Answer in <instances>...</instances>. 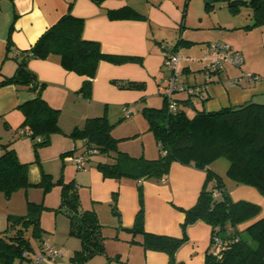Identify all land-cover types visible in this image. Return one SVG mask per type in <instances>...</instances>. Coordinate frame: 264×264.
I'll return each instance as SVG.
<instances>
[{
    "label": "crops",
    "instance_id": "obj_1",
    "mask_svg": "<svg viewBox=\"0 0 264 264\" xmlns=\"http://www.w3.org/2000/svg\"><path fill=\"white\" fill-rule=\"evenodd\" d=\"M220 3L222 9L211 10L206 8L204 0H104L100 5L91 0H0V80L15 71V51L28 49L67 11L84 19L83 38L98 41L103 53L140 58L123 63L100 60L92 78L62 67L58 55L31 59L28 67L43 83V98L51 107L59 109L61 129L50 134L47 142L36 149L28 135L18 133L23 120L18 105L34 98L36 91L14 84L0 87V144H8L20 162L28 163L27 177L31 185H39L46 175V190L51 191L52 197L60 200L62 183L72 182L80 207L93 210L102 225L104 253L88 258L85 264H104L108 259L111 264H169L166 252L144 247L141 235H134L127 228L133 226L142 208L145 231L181 237L184 220L181 209L195 204L204 183V170L176 161L171 163L163 180L138 182L104 177L96 167L97 160L103 157L92 155L81 168L71 159L80 155L86 144L84 139L72 138L69 133L74 127L82 126L87 118L102 114L113 124L111 133L118 139V149L133 156H158V144L148 129L142 109L164 104L168 74L163 66L164 44L178 46L182 56L180 81L201 88L203 97L185 91L174 94L179 107L188 115L201 108L214 111L249 100L264 103V24L245 27L253 21L250 7L245 6V11L241 10L242 6L232 10L226 2ZM125 7H131L145 18H110L107 14L108 10ZM210 42H221L237 51L242 56L241 64L225 63L220 71L207 78L203 69ZM85 79L90 81L86 94L79 91ZM126 109L129 115L125 114ZM44 162H51L50 166L61 162L58 178ZM114 194L115 207H112ZM230 196L233 200L244 199L260 205L258 217L264 216V196L254 187L230 186ZM9 214L24 213L11 211L5 219ZM63 226L62 237L57 236L56 228L52 236L42 234L41 241L49 243L58 253L52 260L46 257L37 264H72L70 257L80 249L81 241L75 235V238H63ZM186 234V241L175 252L176 261L204 264L206 253L211 249L212 227L197 221L187 227ZM33 243L32 257L40 252L37 251L40 242Z\"/></svg>",
    "mask_w": 264,
    "mask_h": 264
},
{
    "label": "trees",
    "instance_id": "obj_2",
    "mask_svg": "<svg viewBox=\"0 0 264 264\" xmlns=\"http://www.w3.org/2000/svg\"><path fill=\"white\" fill-rule=\"evenodd\" d=\"M91 1L100 5L104 0ZM215 2H226L232 10L243 5L250 7L253 21L245 27L264 24V0H209L206 8L211 9ZM107 14L110 18H145L131 7L108 10ZM83 25V18L67 11L28 49L15 51V71L0 80V87L14 84L36 91L34 98L18 105L23 113L20 128L28 131L34 149L45 144L50 134L61 129L59 109L51 107L43 98V83L28 67L31 59L58 55L62 67L90 78L95 75L100 60L113 63L140 60L138 57L103 53L98 41L83 38ZM172 46L178 50L177 44ZM10 47L8 42V49ZM89 87L90 81L85 79L79 91L86 94ZM142 113L158 144L159 153L154 158L133 156L118 149V139L111 133L113 124L105 114L87 118L82 126L74 127L69 136L84 139L85 146L91 144L97 148L95 156L103 158L97 160L96 167L107 178L160 181L167 176L174 161L202 169L206 176L195 204L181 209L184 213L181 237L145 231L142 208L133 226L127 229L134 235H141L140 242L144 247L166 252L169 264H181L176 261L175 252L187 239V227L203 221L212 227L211 243L214 237L223 242L217 254L209 249L204 264H264V216L258 217L261 207L244 199L233 200L230 196V186L234 185L252 186L264 196V103L249 100L214 111L201 108L190 116L178 102L175 110H169L164 99L161 107H144ZM37 136L40 141L36 140ZM0 150V192L9 198L16 190L31 185L27 177L28 163L20 162L8 144H0ZM222 157L228 161L226 178L211 167ZM45 177L43 175L39 185H45ZM138 188L142 203L140 183ZM115 200L114 194L112 207H115ZM38 208L36 203L27 201L25 214L7 216L8 226L0 232V264L31 263L35 254L33 241L40 242L37 251H42L43 228L39 223ZM62 209L69 216L70 233L81 241L80 249L70 257L72 264H85L88 258L104 253L102 225L93 210L80 207L76 186L72 182L61 185L57 210ZM246 222L249 224L240 228ZM104 264L111 263L108 259Z\"/></svg>",
    "mask_w": 264,
    "mask_h": 264
},
{
    "label": "built area",
    "instance_id": "obj_3",
    "mask_svg": "<svg viewBox=\"0 0 264 264\" xmlns=\"http://www.w3.org/2000/svg\"><path fill=\"white\" fill-rule=\"evenodd\" d=\"M164 59L163 66L168 71L166 76V90H165V99L167 100V106L169 110H175L177 108V100L174 97L175 92L185 91L188 94H196L201 97L202 92L200 86H190L180 81V70L179 64L182 56L179 50H175L172 45L164 44ZM205 57L207 63L204 65V74L208 78L212 74L220 71L225 63H230L233 65H240L242 62V56L235 50H231L226 44L221 42H210L207 45ZM191 59V57H188ZM129 110L126 109V115H129ZM19 134L28 135V131L24 128L18 130ZM37 141H40V137H36ZM98 153L96 147L91 144H87L84 147L82 153L78 156L71 157L74 163L79 167H84L87 160L92 155ZM1 154V150H0ZM217 194V191H214ZM223 247V242L214 237L213 244L211 249L214 253H218ZM58 252L53 246L47 242H43L42 251L33 256V260L29 264H37L40 260L48 257L49 260H52L53 256Z\"/></svg>",
    "mask_w": 264,
    "mask_h": 264
},
{
    "label": "rangeland",
    "instance_id": "obj_4",
    "mask_svg": "<svg viewBox=\"0 0 264 264\" xmlns=\"http://www.w3.org/2000/svg\"><path fill=\"white\" fill-rule=\"evenodd\" d=\"M221 6H223V4H221L220 2H215V5L214 7H211V10H219ZM246 8L247 7L242 6L241 10L243 9L242 11H245ZM50 163L51 162H44V165L47 168L51 167L56 173V177L58 178L61 172V162L60 164L58 162H55L52 166H50ZM227 165H228V161L222 157L214 161L211 164V167L214 168L217 171V173H220L225 178V172H226L225 169L227 168ZM15 192H13V194L11 195L12 197L10 196L11 198L10 197L6 198L4 195L3 197L0 192V232L1 230L5 229L8 226L7 218L5 219L6 214L11 211L21 212L25 214L27 212V200L30 198L29 200L31 199L36 200L34 203L39 205L37 213L39 217V223L43 228L42 230L43 235L52 236V233H55V228H56L57 236L62 237V233H61L62 231H60V229L62 228L63 224H65L63 226V228L65 227V235H63V238H75L73 234H69V226H70L69 216L66 213H64L63 209L57 210L60 200L58 199V197L56 196L54 197V195L52 197L51 191L46 190V185L32 184L29 185L27 188L18 189L17 192L16 193ZM26 198L28 199L26 200ZM67 244L69 248L72 247L70 240L68 241ZM61 248L65 251V247H61Z\"/></svg>",
    "mask_w": 264,
    "mask_h": 264
},
{
    "label": "water",
    "instance_id": "obj_5",
    "mask_svg": "<svg viewBox=\"0 0 264 264\" xmlns=\"http://www.w3.org/2000/svg\"><path fill=\"white\" fill-rule=\"evenodd\" d=\"M209 2V0H205V3H208Z\"/></svg>",
    "mask_w": 264,
    "mask_h": 264
}]
</instances>
